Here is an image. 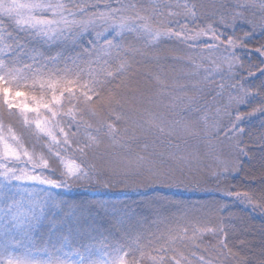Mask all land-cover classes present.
<instances>
[{
	"label": "snow or ice",
	"instance_id": "snow-or-ice-1",
	"mask_svg": "<svg viewBox=\"0 0 264 264\" xmlns=\"http://www.w3.org/2000/svg\"><path fill=\"white\" fill-rule=\"evenodd\" d=\"M249 12L259 17L258 24ZM241 22L249 25L245 38L254 36L257 27L264 33V0H237L226 13L193 0L149 8L125 0H0V264H251L241 254L250 241L232 225L231 211L209 225L185 209L179 217L153 221V231L128 216L124 202L70 203L54 193L73 186L199 188L207 180L219 182L242 172L257 149L264 159V135L246 142L241 126L246 116H264V101L247 114L237 107L261 93L241 89L228 92L225 101V89L237 85L216 83L225 73L230 80L239 79L237 70L244 69L236 55L238 38L226 35ZM128 36L144 47L128 44ZM164 41L183 46L185 54L173 59L188 70L182 68L171 81L153 73L150 78L161 98L141 96L142 106L132 115L121 104L124 78L137 57ZM54 45L56 54H46ZM239 46L247 45L239 41ZM255 51L264 56V44ZM253 69L264 76V67L254 65L247 69L249 77ZM210 84L224 101L215 117L198 103ZM180 111L184 116L176 118ZM194 112L195 119L190 116ZM221 113L229 117L226 123L219 120ZM13 119L48 139L54 165L25 147ZM138 132L142 144L137 143ZM148 137L154 138L152 143ZM190 139L195 141L191 146ZM157 143L168 150H157ZM202 154L214 160L203 174L197 167ZM226 195L264 212V197L239 191ZM227 209L224 204L221 210ZM94 213L120 223L126 216V227L133 230L130 240L112 243L103 238L99 249L88 244L73 250L70 239L87 234ZM45 226L53 255L39 259L31 252L14 254L13 245L24 246ZM207 237L214 240L206 242ZM260 256L258 264H264V247Z\"/></svg>",
	"mask_w": 264,
	"mask_h": 264
},
{
	"label": "trees",
	"instance_id": "trees-1",
	"mask_svg": "<svg viewBox=\"0 0 264 264\" xmlns=\"http://www.w3.org/2000/svg\"><path fill=\"white\" fill-rule=\"evenodd\" d=\"M177 0H128V3H135L139 6L149 8L152 5H163L166 3L175 4ZM198 5L210 6L216 5L219 12H228L231 10L233 2L231 0H193ZM220 5L225 7L220 8ZM176 10V9H171ZM211 10V9H209ZM203 11V9H202ZM250 19H254L257 24L259 23L257 17L249 15ZM210 22V21H209ZM197 23L201 24L202 21ZM191 27V25H190ZM223 30V29H222ZM249 31L247 23H239L233 33L231 30L226 31V35H232L234 39L238 38V47L236 48V55L241 58V63L244 65L243 70H237L236 75L239 79L231 80L236 83L237 89H243L250 94L260 92L258 96L251 95L249 103L238 108L241 113H251L253 108H258L261 101H264V91H261L264 86V76H261L258 71H254V75L249 77L247 69L251 66L258 65L264 67V56H261L255 51L256 48L264 44V33L259 27L255 30V35L245 38L244 33ZM132 37H127L128 44L136 46ZM239 41H243L246 47H240ZM174 42V41H173ZM176 42V41H175ZM177 43V42H176ZM178 44V43H177ZM58 46H53L46 49V54L55 55L58 51ZM79 51V49H77ZM223 51V49H222ZM229 76V74H227ZM218 76L216 80L219 83ZM215 97L216 93L213 89L209 94H202L199 98V107L203 109L207 97ZM192 116H197V113H191ZM79 119V118H78ZM229 117L226 116V121ZM241 126L244 128L247 135L244 140L248 142L250 139L259 138L264 135V116L258 112L251 116H246L242 121ZM140 139L137 143H143L144 138L140 133H137ZM149 139V137H148ZM154 139V138H153ZM194 140H188V145L193 143ZM181 147H185L183 142ZM161 147L160 145H158ZM162 150L167 149L166 144H162ZM166 151V150H165ZM189 192L185 190H174L173 187H149L138 189H112L106 190L96 186L80 187L73 186L71 189L54 190V193H59L58 199H62L70 203L91 202L96 200H114L124 202L129 206L128 216H135V219L140 221L145 229L155 230L157 225L153 221L168 220L173 216L179 217L182 212L187 209L192 212L198 219L209 225L216 224L221 218L227 216V212L233 213L231 219L232 225L238 230L239 234L250 241V246L244 249L241 254L246 255L251 264H258L261 258L260 253L264 247V212L259 210L253 211L249 206L241 204L233 197L226 195V192H248L254 195L257 199L264 197V159H261L259 150H256L255 158L251 161L245 160L244 170L240 173L231 174L227 179L219 182L207 180L201 187H190ZM224 204L228 205L227 210H221ZM123 223L113 220L111 217L105 216L103 213L93 216V227L87 229V234L76 236L70 239V246L75 250L81 245L92 244L99 249L98 241L107 238L112 243H124L130 240L132 229L126 227L128 218L122 216ZM159 227H163L160 224ZM95 228V230H93ZM207 240H214L212 237H207ZM36 243L31 246L36 252L42 250L46 251V256H51L55 253V249L49 243L48 229L45 226L40 229L37 234ZM55 242V241H53ZM215 255V254H213ZM145 264H148L145 261Z\"/></svg>",
	"mask_w": 264,
	"mask_h": 264
},
{
	"label": "rangeland",
	"instance_id": "rangeland-1",
	"mask_svg": "<svg viewBox=\"0 0 264 264\" xmlns=\"http://www.w3.org/2000/svg\"><path fill=\"white\" fill-rule=\"evenodd\" d=\"M125 2H128V0H125ZM233 4L237 2V0H231ZM252 15L251 12L247 13V15ZM258 21L259 17L256 16ZM132 41L136 45L135 47L143 48V42L140 40L135 39L133 36ZM55 46V45H54ZM148 54L143 57H137L136 62L132 65L131 71L127 74V76L124 78L125 84L127 87H125L122 90V98H121V104L123 105V108L125 111L131 112L132 115H135V113L132 111L133 109L141 107L140 98L141 96L145 97H151L155 100H159L161 97L159 96L158 90L156 86L154 85V82L150 78L153 73H159L163 78H167L169 81L172 79L180 76V70L183 68L185 71L188 69L185 65H182L178 63L176 60L173 59V57L177 55H184L185 50L182 45L177 44L175 41H164L160 43L158 46L153 48L147 49ZM218 77V76H217ZM216 77V78H217ZM181 80L183 82V77L181 76ZM216 82H218L216 80ZM225 83L231 84V80L228 79L227 73H225L223 81H221V78H219V83ZM215 88L214 84L208 85L204 89V94H209V92ZM241 89H232V88H226L225 89V101L226 96L228 92H232L235 94L237 91H240ZM243 90V89H242ZM251 98V95L249 96V100ZM224 101H221L218 96L215 97H207V101L203 105V109L206 110V114L209 116L215 117V111L216 107H218L221 103ZM245 105V104H243ZM243 105L237 106L238 108L242 107ZM119 107V106H117ZM232 110L229 109V112ZM101 116L104 119H107V114L102 113ZM184 116L183 111H180L176 114V118H181ZM190 116L195 119L197 116ZM79 118V116L77 117ZM85 120H88L90 122H93L91 120V117L84 116ZM226 116L221 113L219 116V120L221 122H225ZM6 122H8L6 120ZM12 127L14 131L17 133V135L21 138L23 143L25 144V147L28 148L30 152L34 151L36 154H43L46 158H49L50 164H55L54 159L49 157V153L47 150L48 146V139L42 135H37L34 129L28 128L26 126L21 125L18 121L12 120L11 121ZM121 127L124 125L121 124ZM67 130V129H66ZM139 133V132H138ZM149 143L153 142V137H149L148 139ZM195 141L189 146L193 145ZM160 145L161 147H159ZM183 148V147H182ZM162 144L157 143V150H162ZM168 150V149H165ZM164 150V151H165ZM101 152H105V148L100 149ZM203 149L201 152L203 153ZM214 166V160L210 155H201L200 163L198 164V168L200 170V173H207L210 171V169ZM234 174V173H232ZM174 190H185V192H189L191 190L190 187H185L183 185L179 187H173ZM40 229H38L34 234L31 240H25L24 246H12V251L16 255H23L26 252H31L34 256H36L39 259H45L48 256H46V251L42 250L40 252H36L35 249H33V246L37 241V234H39Z\"/></svg>",
	"mask_w": 264,
	"mask_h": 264
}]
</instances>
